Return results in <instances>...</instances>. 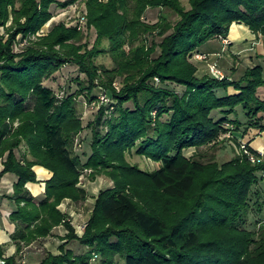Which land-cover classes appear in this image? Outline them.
Masks as SVG:
<instances>
[{
    "label": "trees",
    "instance_id": "1",
    "mask_svg": "<svg viewBox=\"0 0 264 264\" xmlns=\"http://www.w3.org/2000/svg\"><path fill=\"white\" fill-rule=\"evenodd\" d=\"M77 1L0 0V158L7 154L0 183L8 173L19 178L11 198L18 206L12 215L17 251L6 264H18L24 247L59 226L66 230L59 253L40 264H264V225L246 228L251 209L264 211V189L255 188L264 183V157L252 141L249 154L223 164L186 154L216 147L229 132L243 139L264 132V64L233 81L199 77L191 61L211 40H227L234 24L264 37V0H190V9L182 0H85L87 27L97 32L93 48L82 43L81 30L61 23L15 52L55 17L53 6ZM149 9L169 10L178 20L161 15L146 23ZM107 52L113 69L96 63ZM69 64L87 78L78 80L75 95L60 99L44 82ZM118 80L119 92L113 87ZM170 85L186 90L179 94ZM98 90L110 103L88 125L91 153L80 155L77 99L84 95L92 104ZM22 145L26 154L18 157ZM134 150L159 167L131 164L127 156ZM37 166L53 174L42 201L27 188L38 182ZM86 170L92 178H110L114 187L99 193L80 236L59 207L67 199L86 201L79 187ZM72 242L84 253L69 248Z\"/></svg>",
    "mask_w": 264,
    "mask_h": 264
},
{
    "label": "rangeland",
    "instance_id": "2",
    "mask_svg": "<svg viewBox=\"0 0 264 264\" xmlns=\"http://www.w3.org/2000/svg\"><path fill=\"white\" fill-rule=\"evenodd\" d=\"M65 1L67 0H59V2H65ZM182 4L186 9L191 8L190 0H182ZM53 12H54L55 17L45 26L44 33H41L40 35L37 34L36 36H31L30 38H27V40H25L27 41L25 45H23L24 44L23 43V44H18L17 46L14 47L15 52H18V53L22 52V50L26 48L27 46H29L32 41L37 40L38 36L47 35L50 32L52 25H58L61 23L66 24V26L68 27H76L79 30H81L84 33V40L82 41V43L87 44L90 49L93 48L97 40V32L94 28L89 29L87 27L88 9L85 4V0H78L75 4L67 8H62L58 5H55ZM161 15H165L169 17L172 22H176L178 20V17L169 10L149 9L144 15L143 21L149 24H155L160 20ZM10 24L11 22L9 23V25ZM1 33L4 34L3 29L1 30ZM260 38L264 39V37L262 36H260ZM20 39H22V37L18 36V40ZM153 39L154 38H152V40ZM161 40L162 38L156 39L157 42H160ZM218 40H221L224 43L226 39L218 38ZM149 41L151 42V39ZM230 44L231 43L228 40L226 46L228 45L230 46ZM109 46H110L109 41L106 40L103 42V48L106 49V48H109ZM201 55H206L207 59H203V58L199 59L198 56H201ZM262 58L264 59V56ZM255 59H256L255 60L256 62L254 61L255 63H258V64L261 63L260 57L255 58ZM191 61L198 68L199 77H203L204 75L213 76L211 73V66L215 65L223 73L224 80L226 78H231L226 74V72L222 68V67H225V65L223 63L221 64L220 62H217L216 60H212L210 55L208 54H202L198 52L194 55ZM197 61L204 62L205 66L203 65L202 67L200 66L199 68L198 66L199 64L197 63ZM96 63L98 65L104 66L107 69H113L115 67V62L110 52L103 53L102 55H100L96 59ZM236 65H239V61L238 63L236 62ZM229 68H231L230 71L233 72V75L236 72H238L234 70L235 66L233 68L232 67H229ZM246 71H247L246 67L243 66L241 69V76L239 78H231V80L233 81L241 80L244 74L246 73ZM86 78H87L86 74L81 73L77 65L69 64V65H65L60 71L54 74L50 79L46 80L44 82V85L52 89L60 99H64L68 96L75 95L79 90L78 80H85ZM113 87L119 92L122 88L121 81L118 80L117 82H115L113 84ZM170 87L176 90V92H178L179 94H183L186 90L184 87H180L176 85H170ZM97 95H98L97 101H95L92 104L88 102L87 98L84 95L79 96L77 99V107L81 115V119H82V123L84 127V131L76 139L75 149L77 153H79L80 155H84L85 153L86 154L91 153V143L93 140V132L90 128H88V125L95 121L100 111L101 106L103 105L106 106L110 103V101L106 102L102 99L103 96H106V92L100 93L98 90ZM28 106L30 108L34 106V99L30 100V102L28 103ZM128 106L131 107L132 104H129ZM107 113H108V110L106 111V115ZM214 116L216 118L220 117L219 113L218 114L216 113ZM220 140H221V143H219L216 147H208V148L206 147L201 150H189V151H186V154L188 157H192L194 155H200L202 158L205 159V161L215 160L218 163L223 164V163L231 161L233 158H235L236 155H240L244 153L245 151L243 149V145L247 146V143H248V141L243 139V136L241 134L236 133L235 135H233V133L231 132L222 135ZM254 150L262 155V152H264V147H262V149L260 150H256V149ZM262 156L264 157V153ZM127 157H128V161L131 164L137 165L146 171H154L159 167V165L155 163L154 161L146 157L138 155L136 153V150H134L132 153H129ZM79 187L85 190V192L87 193V199L86 201H80V202L72 201V202L76 204L87 202V204H81V205L79 204L80 206L77 205L79 208V211L81 210L80 211L81 215H78V217L69 216L68 214L67 215L69 217V221L71 222L72 226L75 228L77 234L82 236L85 232L87 222L91 216L94 204L96 202V199L99 193L102 190L106 189L107 187L108 188L114 187V182L110 178L106 177L105 175H100V176H96L95 178H92V170H86L80 177ZM255 188L260 190V192H262V188L264 189V183L260 181L259 184H257ZM93 195L94 196L97 195V196L93 197ZM91 198H94V203L89 202L91 201L90 200ZM256 200L257 199L254 197L252 204H254ZM89 210H91L90 213L88 212ZM263 225H264V211L259 212L255 208L251 209L248 215V221H247L246 228L249 229L250 231H258L260 227ZM69 248L74 250L76 254L84 253L85 251L78 242H72L69 245ZM50 253H54V254L59 253L57 244H54L51 246L49 245V247L45 249V252L42 255L43 259L47 257L48 254ZM92 264H99V261L98 260L95 261L94 259L92 261ZM118 264H124V263L119 260Z\"/></svg>",
    "mask_w": 264,
    "mask_h": 264
},
{
    "label": "crops",
    "instance_id": "3",
    "mask_svg": "<svg viewBox=\"0 0 264 264\" xmlns=\"http://www.w3.org/2000/svg\"><path fill=\"white\" fill-rule=\"evenodd\" d=\"M54 7L55 6L52 8L53 10ZM228 40L231 43L230 46H226L221 40H212L202 46L199 53L208 54L212 60H216L221 64L223 63L225 65V67H222L223 70L231 78H239L243 66L248 69L257 65L258 63H255V58L260 57L261 63L259 64L264 63V59L262 58L264 56V39L253 34L247 26L243 24H234L231 28ZM238 61L239 65H236ZM197 63L199 64V68L200 66H205L204 62L197 61ZM234 66V70L238 72L233 75L229 67L233 68ZM245 140L248 142L252 141L251 147L260 150L264 147V132L253 131ZM24 154H26V147L22 145L20 150H16V155L21 157ZM6 159L7 154L4 158H0V173L4 169V162ZM34 170L37 173L38 182L28 183L27 188L38 201H42L46 198V182L52 178L53 174L47 169L39 166L35 167ZM18 182L19 178L15 174L8 173L2 178L0 183V246L3 247V256L6 259L14 257L17 251L16 244L12 240V234L16 230V224L12 221V215L18 211V206L11 198L14 196L15 186ZM106 189H108V187ZM96 196L93 195V197ZM90 200L89 202L94 203V198ZM79 204H87V202ZM79 204L71 200H65L59 208L63 213L69 216L78 217V215H81V210L79 211L77 206ZM88 212L90 213L91 210ZM65 235L66 230L63 226L55 228L52 236L24 247L22 253L16 257V262L22 264L23 256H26V264H40L43 260L42 255L45 249H47L49 245L51 246L54 244H57L59 249V246L63 243L61 238Z\"/></svg>",
    "mask_w": 264,
    "mask_h": 264
},
{
    "label": "built area",
    "instance_id": "4",
    "mask_svg": "<svg viewBox=\"0 0 264 264\" xmlns=\"http://www.w3.org/2000/svg\"><path fill=\"white\" fill-rule=\"evenodd\" d=\"M41 33H44V30L41 32ZM41 33H39V35L41 34ZM227 41L228 40H225L224 41V43H226L227 44ZM26 42L27 41H24V44L23 45H25L26 44ZM198 58L199 59H207V56L206 55H201V56H198ZM211 73H212V75L214 76V77H216V78H219V79H223L224 77V75H223V73L217 68V66H215V65H213V66H211ZM102 99L104 100V101H106V102H109V99L106 97V96H103L102 97ZM243 149H244V151H245V153H247V154H249V151L247 150V147L245 146V145H243ZM263 153L264 152H262V155H263ZM252 160H253V162L255 161V159H254V157H252ZM25 257L26 256H23V261H22V264H26V260H25ZM0 264H6V258H1L0 259Z\"/></svg>",
    "mask_w": 264,
    "mask_h": 264
}]
</instances>
